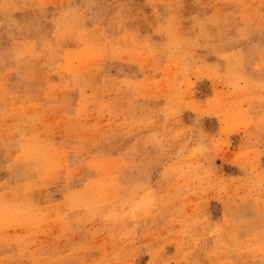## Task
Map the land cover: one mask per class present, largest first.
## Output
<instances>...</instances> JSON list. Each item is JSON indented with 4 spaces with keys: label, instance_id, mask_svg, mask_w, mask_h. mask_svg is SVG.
<instances>
[{
    "label": "rangeland",
    "instance_id": "374dc122",
    "mask_svg": "<svg viewBox=\"0 0 264 264\" xmlns=\"http://www.w3.org/2000/svg\"><path fill=\"white\" fill-rule=\"evenodd\" d=\"M0 264H264V0H0Z\"/></svg>",
    "mask_w": 264,
    "mask_h": 264
}]
</instances>
